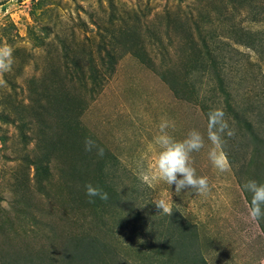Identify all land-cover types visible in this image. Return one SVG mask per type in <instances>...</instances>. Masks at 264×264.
I'll list each match as a JSON object with an SVG mask.
<instances>
[{
  "label": "rangeland",
  "instance_id": "rangeland-1",
  "mask_svg": "<svg viewBox=\"0 0 264 264\" xmlns=\"http://www.w3.org/2000/svg\"><path fill=\"white\" fill-rule=\"evenodd\" d=\"M5 44L0 264H264L242 190L264 183V0H0ZM216 108L226 172L208 158ZM162 119L204 136L206 194L152 176Z\"/></svg>",
  "mask_w": 264,
  "mask_h": 264
},
{
  "label": "clouds",
  "instance_id": "clouds-1",
  "mask_svg": "<svg viewBox=\"0 0 264 264\" xmlns=\"http://www.w3.org/2000/svg\"><path fill=\"white\" fill-rule=\"evenodd\" d=\"M13 48L9 45L0 46V86L6 82L3 74L11 70L13 64ZM169 122L162 119L159 124V133L154 137L156 153L152 163V176L163 181L169 186L175 185V192L179 193L182 189H195L198 194L204 195L209 191L208 178L197 176L196 171L190 166V154L197 152L205 147L204 136L197 130H191L182 140H176L167 132ZM207 140L211 147L208 150V158L212 165L220 172L229 170L230 165L226 153L223 151L224 137H231L234 131L229 127L222 109H212L207 114L206 125ZM87 151L95 147L91 139L85 140ZM97 154L103 156V149L97 148ZM178 175L180 178H178ZM242 190L251 195L248 204V216L257 223L264 219V183L256 180H246ZM85 194L90 198L89 202L95 201L91 198H99L102 201L109 199L108 193L99 187H94L91 183L85 185ZM157 209L168 216L173 209L164 199L153 202Z\"/></svg>",
  "mask_w": 264,
  "mask_h": 264
}]
</instances>
